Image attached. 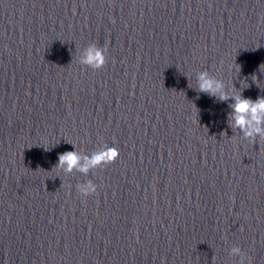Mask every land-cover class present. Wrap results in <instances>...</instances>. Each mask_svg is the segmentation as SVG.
Wrapping results in <instances>:
<instances>
[{
  "label": "water",
  "instance_id": "1",
  "mask_svg": "<svg viewBox=\"0 0 264 264\" xmlns=\"http://www.w3.org/2000/svg\"><path fill=\"white\" fill-rule=\"evenodd\" d=\"M236 95L264 97V0H0V264H264V133L232 127Z\"/></svg>",
  "mask_w": 264,
  "mask_h": 264
},
{
  "label": "clouds",
  "instance_id": "2",
  "mask_svg": "<svg viewBox=\"0 0 264 264\" xmlns=\"http://www.w3.org/2000/svg\"><path fill=\"white\" fill-rule=\"evenodd\" d=\"M82 64L91 67L93 70L102 68L106 63L104 51L96 46H90L81 61ZM199 91L206 92L211 96H218L220 100H227L229 96L223 91L221 82L211 78L207 72L199 74ZM235 101L230 105L232 127L239 128L246 138H253L264 133V97H258L255 101L242 98L239 95L231 97ZM119 156L116 147H106L101 151L95 152L91 157H81L76 151H69L59 156L58 168H64L66 172L77 169L82 173H87L92 168H97L102 164H111ZM84 163L81 164V160ZM96 192V185L90 180L86 185L79 186V193L87 197ZM233 254H241V264H244V257L239 247L232 248Z\"/></svg>",
  "mask_w": 264,
  "mask_h": 264
}]
</instances>
